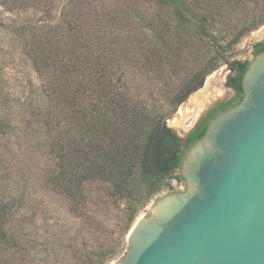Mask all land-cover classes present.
Masks as SVG:
<instances>
[{
    "label": "trees",
    "instance_id": "16d2710c",
    "mask_svg": "<svg viewBox=\"0 0 264 264\" xmlns=\"http://www.w3.org/2000/svg\"><path fill=\"white\" fill-rule=\"evenodd\" d=\"M0 7L12 16L0 18L9 39L0 54L17 49L42 79L37 99L28 94L21 105L46 135L56 164L48 184L71 220L43 226V237L24 235L22 225L13 231L10 203L0 201V264H110L118 250L88 252L87 205H124L121 246L139 210L181 167L182 141L164 125L166 115L221 65L232 73L227 86L235 95L210 109L187 148L241 101L249 62L231 52L264 25V0H0ZM263 51L257 42L252 55ZM133 67L160 82L167 72L177 77L162 91L168 111L148 109L122 88ZM9 121L0 111V131Z\"/></svg>",
    "mask_w": 264,
    "mask_h": 264
},
{
    "label": "water",
    "instance_id": "95a60500",
    "mask_svg": "<svg viewBox=\"0 0 264 264\" xmlns=\"http://www.w3.org/2000/svg\"><path fill=\"white\" fill-rule=\"evenodd\" d=\"M241 90L184 155V191L154 202L112 264H264V51Z\"/></svg>",
    "mask_w": 264,
    "mask_h": 264
},
{
    "label": "rangeland",
    "instance_id": "374dc122",
    "mask_svg": "<svg viewBox=\"0 0 264 264\" xmlns=\"http://www.w3.org/2000/svg\"><path fill=\"white\" fill-rule=\"evenodd\" d=\"M10 17L11 14L0 7V18L6 21ZM257 42H264V25L241 38L233 47L231 59L249 62L253 58V45ZM8 44V37L0 34V46ZM149 71L138 67L127 69L122 88L128 90L142 106L149 109L162 105L168 111L161 101L162 91L170 83L176 85L178 79L167 72L166 79L160 82ZM231 76L227 67L221 65L205 78L199 90L190 94L174 112L166 115L164 125L174 135L185 139L209 109L234 95L227 86ZM41 80L29 62L19 57L17 49H12L10 55L0 54V111L10 120V128L4 127L0 131V201L10 203L13 208L10 215L15 219L13 231H18V225H22L24 235L36 234L38 237L45 236V225L58 223L69 227L71 221L64 216L65 203L50 190L48 184L49 176L56 171V164L46 146V135L39 129L40 125L29 117L27 107L21 105L22 98L28 94L32 102L37 99ZM33 91L36 93L32 94ZM177 174L175 171L168 176L162 190L139 210L136 221L146 216L162 195L184 191L183 184L175 179ZM123 207V204L104 207L93 200L86 208L88 221L84 227V238L88 252L107 248L118 250L110 264L122 259L127 249L126 239L119 245L125 218Z\"/></svg>",
    "mask_w": 264,
    "mask_h": 264
},
{
    "label": "flooded vegetation",
    "instance_id": "af4514ba",
    "mask_svg": "<svg viewBox=\"0 0 264 264\" xmlns=\"http://www.w3.org/2000/svg\"><path fill=\"white\" fill-rule=\"evenodd\" d=\"M233 90V89H232ZM233 92H234V95H235V91L233 90ZM234 95L231 97V98H233L234 97ZM230 98V99H231ZM229 99V100H230ZM229 100H226V101H224V102H227V101H229ZM222 103V102H221ZM220 104V103H219ZM218 105V104H217ZM217 105H215L214 107H212V108H215V107H217ZM211 108V109H212ZM210 111V109L205 113V115L199 120V122L194 126V128L187 134V136L185 137V139H181V141H182V146L180 147V152L181 153H183V157H184V155L186 154V152L192 147V146H190L189 148H187L188 146H189V140H188V137L190 136V134L191 133H193L194 131H196L198 128H199V126H200V124L203 122V120L205 119V117H206V115H207V113ZM175 137H177L176 135H175ZM179 138V137H178ZM185 149H186V151H185ZM177 173L178 174H180L181 175V173H180V169H178L177 170ZM177 174V175H178ZM183 178V177H182ZM180 183H182L183 184V186L185 187V181H183V182H180Z\"/></svg>",
    "mask_w": 264,
    "mask_h": 264
}]
</instances>
